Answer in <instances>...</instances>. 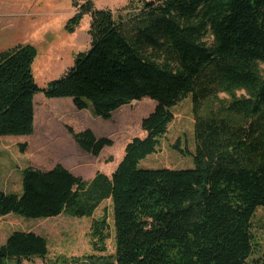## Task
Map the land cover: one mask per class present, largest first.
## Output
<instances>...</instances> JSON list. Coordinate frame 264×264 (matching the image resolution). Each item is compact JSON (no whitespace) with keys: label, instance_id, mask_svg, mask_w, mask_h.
<instances>
[{"label":"trees","instance_id":"1","mask_svg":"<svg viewBox=\"0 0 264 264\" xmlns=\"http://www.w3.org/2000/svg\"><path fill=\"white\" fill-rule=\"evenodd\" d=\"M132 2L113 13L96 9L93 0H71L74 13L63 29L74 32L89 15L90 46L45 88L32 73L33 45L0 51V137L33 134L38 92L70 97L76 109L104 119L144 97L156 103L141 119L145 136L126 144L110 176L96 171L85 180L60 163L26 166L21 193L0 190V216L91 217L110 200L114 254L73 264H248L252 218L264 209V0H142L136 11ZM187 97L193 166L139 167L157 151L173 107ZM65 130L92 156L113 144L90 128ZM26 147L19 144L22 153ZM90 234L105 252L106 216L93 221ZM47 253L41 235L13 231L0 244V264Z\"/></svg>","mask_w":264,"mask_h":264},{"label":"rangeland","instance_id":"2","mask_svg":"<svg viewBox=\"0 0 264 264\" xmlns=\"http://www.w3.org/2000/svg\"><path fill=\"white\" fill-rule=\"evenodd\" d=\"M127 2L128 0H93L96 9L104 8L113 13ZM27 6L32 7L30 11L33 20H29V16L25 14L24 8ZM141 6L142 0H133L130 7L136 11ZM73 13L71 0H0V51L15 44L31 43L37 50L32 64L34 80L38 87L45 88L49 81L59 78L72 66L78 53L89 49L90 37L87 33L89 38L86 39L82 32L89 26L87 18L80 23L79 38L76 41L71 40L62 26L58 28L59 20L69 18ZM155 104L153 100L144 97L119 107L109 119L92 115L101 123L88 122V125H98L99 131L96 130V134L113 140V144L105 146L100 155L92 156L82 150L65 130L64 123H71L75 130L80 127L85 129L83 127L86 125L82 123L80 115L71 114L63 104L51 101L41 92L36 93L34 117L42 119V125L49 123V132H42L45 126L42 128L38 126V121H34L35 131L31 135L0 137V190L21 193V169L26 166L47 169L58 162H66L74 175L85 180L92 178L96 171L110 176L121 161L126 144L134 137L145 136L141 119L154 109ZM172 111L174 119L160 139L157 151L142 159L139 167L180 169L193 166L192 156L189 154L195 149L190 98L180 101ZM58 113L65 114V119L59 120L56 117ZM50 114L54 118L50 119ZM21 143H27L23 153L19 148ZM174 144H178L187 153L178 152L172 147ZM103 216H106L109 237L105 242L106 251L100 252L95 249L100 244L96 243V238H92L90 233L93 221ZM112 219L110 200L102 202L91 217L58 215L49 218H24L11 213L0 216V244L13 231H32L47 240L48 253L44 258L36 256L23 259L21 264H73L72 260L75 258L82 260L84 256L114 254ZM252 232L255 249L248 264H264L263 208H258L252 218ZM5 264L14 262L8 260Z\"/></svg>","mask_w":264,"mask_h":264},{"label":"crops","instance_id":"3","mask_svg":"<svg viewBox=\"0 0 264 264\" xmlns=\"http://www.w3.org/2000/svg\"><path fill=\"white\" fill-rule=\"evenodd\" d=\"M125 5H126V3H124ZM32 7H29V6H27L26 8H24V9H26V12H25V14L27 15V16H29V20L30 19H32L33 18V14L31 13V11H30V9H31ZM28 10V11H27ZM71 16V15H70ZM69 16V17H70ZM31 17V18H30ZM27 18V17H26ZM84 18H87V24H89L90 23V16L89 15H84V17H83V19ZM68 19V18H67ZM66 19V17L65 18H63V19H61V20H59V18H58V20L60 21V25L58 26V28H60L61 26L63 27L64 26V23H65V21L67 20ZM82 19V20H83ZM33 20V19H32ZM50 26V25H49ZM79 27H80V25L74 30V32H72V33H69V36L71 37V40H73V41H76L78 38H79ZM58 28H57V30H58ZM88 28H89V26L87 27V28H85V30H83L82 32H83V34L85 35V37H86V39L87 38H89L88 37V35H87V33H88ZM86 41V40H85ZM27 44H31V43H27ZM50 100L51 101H55L56 103H60V104H63L64 106H65V109H67L68 110V112L69 113H71V114H75V115H77V113L80 115V117H81V120H82V123L83 124H85L86 126L85 127H83V128H90L94 133H95V135H97L96 134V130L97 131H99V129H98V125H96V127H93V125H88L89 123L88 122H96V123H98V124H100L101 122H97L98 120H96L97 118H94L93 116H92V113H91V111L89 110V109H82V110H78V109H76V107L74 106V104H73V100H72V98H70V97H60V98H50ZM80 111V112H79ZM58 115H59V117H58ZM50 116H51V114H50ZM56 117L60 120H64L65 119V114H63V113H58V114H56ZM52 118H54V117H52L51 116V118L50 119H52ZM34 121H35V123H37V121H38V126H40V127H44V129L42 130V132H45V133H48L49 132V129H48V125H49V123L48 124H46V122L42 125L41 124V121H42V119H38L37 117H34ZM51 122V121H50ZM65 125H72L71 123H64ZM64 125V126H65ZM82 125V124H81ZM92 126V127H91ZM72 127V126H71ZM73 128V127H72ZM81 128V127H80ZM80 128H78V129H80ZM95 128V129H94ZM74 129V128H73ZM77 129V130H78ZM75 130V129H74ZM77 130H75V131H77ZM80 130H83L82 128L80 129ZM80 130H78V131H80ZM34 131H35V129H34ZM34 133V132H33ZM50 134H51V132H50ZM98 136V135H97ZM108 137V136H107ZM103 150V149H102ZM102 150H101V152H102ZM101 152H100V154H101ZM99 154V155H100ZM58 163H60V164H62L64 167H66L68 170L70 169V168H68V165L66 164V162H58ZM53 167V166H52ZM52 167H50V168H52ZM50 168H47V169H50ZM47 169H45V170H47Z\"/></svg>","mask_w":264,"mask_h":264}]
</instances>
